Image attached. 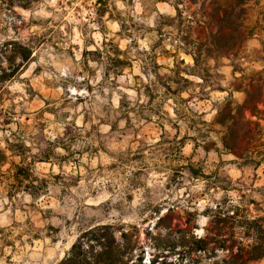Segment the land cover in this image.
I'll return each mask as SVG.
<instances>
[{
	"label": "rangeland",
	"instance_id": "obj_1",
	"mask_svg": "<svg viewBox=\"0 0 264 264\" xmlns=\"http://www.w3.org/2000/svg\"><path fill=\"white\" fill-rule=\"evenodd\" d=\"M101 1L0 0V264H58L102 224L128 264L228 257L190 234L216 203L264 217V0Z\"/></svg>",
	"mask_w": 264,
	"mask_h": 264
},
{
	"label": "trees",
	"instance_id": "obj_2",
	"mask_svg": "<svg viewBox=\"0 0 264 264\" xmlns=\"http://www.w3.org/2000/svg\"><path fill=\"white\" fill-rule=\"evenodd\" d=\"M98 3H102V1L98 0ZM231 52L232 49H228L224 53ZM191 57L194 65L197 66V58L193 54ZM179 74V71H175L178 81H188ZM186 74L193 75L191 71ZM165 88L168 93L177 95L179 92L181 93V90L170 92V88L166 84ZM201 92L204 93L203 89ZM231 105L232 102L226 100L213 122L218 123L224 129L220 136L222 149L233 154L236 158H241L242 147L238 137V119H243L247 126L251 123L246 118H242L240 105L234 106V113H232ZM184 108L188 110L187 106ZM172 109L175 116L179 115L176 107ZM223 109L227 110V117L221 113ZM202 148L204 151L209 150L206 145ZM255 164L259 165V162L257 161ZM229 211L230 209L226 208L225 203H216L206 208L204 216L209 220L204 229L205 233L202 236H197L191 232L192 247L189 253H209L211 257H215V250H227L228 257L217 259L212 264H251L264 258V217L253 219L244 217L240 221V219H236L238 215L236 208L232 214H229ZM160 220L161 217L158 221ZM114 232V228L108 224L87 228L81 232L58 264H128L133 250L130 244L132 235L128 231H121L122 241H119Z\"/></svg>",
	"mask_w": 264,
	"mask_h": 264
}]
</instances>
